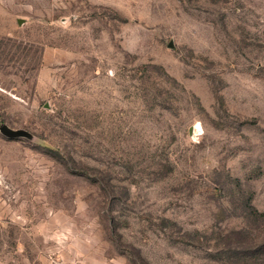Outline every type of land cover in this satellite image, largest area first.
Segmentation results:
<instances>
[{"label":"rangeland","instance_id":"rangeland-1","mask_svg":"<svg viewBox=\"0 0 264 264\" xmlns=\"http://www.w3.org/2000/svg\"><path fill=\"white\" fill-rule=\"evenodd\" d=\"M2 124L0 264H264V0H0Z\"/></svg>","mask_w":264,"mask_h":264},{"label":"water","instance_id":"water-1","mask_svg":"<svg viewBox=\"0 0 264 264\" xmlns=\"http://www.w3.org/2000/svg\"><path fill=\"white\" fill-rule=\"evenodd\" d=\"M0 131L4 136L10 139H17L21 137L30 138L32 136V134L28 130L14 129L7 124H2L0 126Z\"/></svg>","mask_w":264,"mask_h":264},{"label":"trees","instance_id":"trees-1","mask_svg":"<svg viewBox=\"0 0 264 264\" xmlns=\"http://www.w3.org/2000/svg\"><path fill=\"white\" fill-rule=\"evenodd\" d=\"M255 214L260 216V217H264V212L255 211Z\"/></svg>","mask_w":264,"mask_h":264},{"label":"snow or ice","instance_id":"snow-or-ice-1","mask_svg":"<svg viewBox=\"0 0 264 264\" xmlns=\"http://www.w3.org/2000/svg\"><path fill=\"white\" fill-rule=\"evenodd\" d=\"M197 127H199V125H197Z\"/></svg>","mask_w":264,"mask_h":264}]
</instances>
